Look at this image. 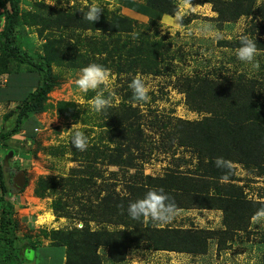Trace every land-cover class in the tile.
I'll list each match as a JSON object with an SVG mask.
<instances>
[{
  "label": "rangeland",
  "instance_id": "374dc122",
  "mask_svg": "<svg viewBox=\"0 0 264 264\" xmlns=\"http://www.w3.org/2000/svg\"><path fill=\"white\" fill-rule=\"evenodd\" d=\"M93 2L103 8L99 23L125 18L131 28L121 33L82 29L84 13ZM136 4L146 8L140 10ZM213 7L214 3L201 0H21V14L36 17L18 30L17 45L33 57L51 59L53 87L33 114L39 122L35 135L30 139L13 134L0 149L2 158L8 155L9 169L26 178V187L11 196L17 244L30 241L36 247L51 246V233L65 230L72 233L74 243L64 257L65 264H264V217L253 218L259 211L253 204H247L252 211L230 223L232 230L241 224L237 232L229 229L221 235L205 230L212 239L201 237V241L199 235L190 233L196 252L188 255L148 249L146 236L156 229L151 228L155 220H134L127 212L130 202L143 198L134 191L146 188L148 176L161 175L163 180L175 173L186 177L175 170L176 161L180 166L196 164L195 153L181 143L199 133L201 126L207 128L197 124L214 119L225 122V132L228 128V135L241 134V141L247 140L245 131L249 137L257 121L264 136V0H254L248 15L228 21H220ZM153 8L158 16L152 14ZM4 19V7H0V30ZM241 33L254 38L261 49L259 70L237 59ZM90 63L111 69L109 81L100 86L111 100L103 113L92 111L88 103L100 89L83 93L75 83L80 69ZM24 68L20 72H27ZM137 76L148 87V101L134 97L130 85ZM244 88L252 100L239 98V107L233 101ZM200 92L208 99L214 96L211 99L217 102L211 105L217 115L186 104ZM220 99L228 110L223 111ZM4 102L0 105L2 133L16 118L8 115L14 105ZM230 109H241L243 114L228 115ZM77 129L88 134L83 151L70 142ZM252 143L247 140L246 146ZM113 153L121 156L123 166L117 165ZM258 163L240 164L245 170L240 168L246 173L247 186H252L248 200L264 202V171L259 173L264 170L263 158L258 157ZM177 217L171 228L178 226ZM199 224L208 225L202 220ZM111 239L124 246L110 247ZM120 247L116 257H111L110 250ZM34 252L36 248L27 250L26 257L32 259Z\"/></svg>",
  "mask_w": 264,
  "mask_h": 264
},
{
  "label": "trees",
  "instance_id": "16d2710c",
  "mask_svg": "<svg viewBox=\"0 0 264 264\" xmlns=\"http://www.w3.org/2000/svg\"><path fill=\"white\" fill-rule=\"evenodd\" d=\"M253 1L254 0H201L202 3H214L213 10L218 13L220 21H228L229 19L233 20L239 15H248L251 11ZM20 2L21 0H0V7H4L5 15L4 26L0 32V53L2 55V59L0 58V76L4 75L7 77L9 75L11 76L18 74L20 73L21 69L26 66L28 68L26 74L29 72L36 79V83L34 85L35 88H31L29 93L28 89L25 91L27 92L25 97H23L22 100L17 101L19 103L15 105V109L12 110L16 116L15 123L9 127L8 131L6 130L3 133L1 132L0 149H4L2 145L3 140L7 137H11L13 134H22V131L25 130V135L30 139L35 135L34 130L38 126V121L33 116V114L37 112L39 106H42L46 102L48 99V92L53 87L51 81V59H47L40 55L33 57L28 51L19 48L17 45L18 41L16 39V35L19 32L18 30L24 25H31V22L35 20L36 17V15L27 12H23L21 14ZM137 5L138 4L135 5V8H139L140 10H144L146 8V5L143 6V4H140L139 7ZM151 11L153 15L158 16V11L155 10V8H153ZM84 20L85 25H82L84 27L82 29L90 28L91 30L98 29L121 33L131 28L130 21L125 18H118L119 21L117 20L114 23L107 21H102L101 23L95 21L92 23L86 19ZM95 23H97L98 26ZM87 24H90L91 26H86ZM219 42L221 44V41ZM251 88L253 89L254 87ZM249 93L250 91H248V88L240 90L235 96L237 99H234L233 102L239 104L240 107L242 101L240 102L239 98L244 100V96H246L252 100V95ZM222 94L228 97V94L224 92ZM196 95V97H189L188 101L186 102L190 109L197 111H209L210 113L217 115L216 107L211 105L213 101L217 102L212 100L214 96H210L208 99L202 92L197 93ZM220 96L221 94L216 97L219 98ZM0 101H3V96L1 95V86ZM200 102L204 104V107ZM220 102L221 99L219 100V105H221ZM221 106L223 111L229 109L228 106ZM16 109L17 111H15ZM10 114L11 112L9 115ZM237 114H243L242 110L230 109L228 115H232L234 117L240 116ZM7 116L8 115L6 114L4 118ZM256 116L258 118L259 114H256ZM238 120L241 122L242 119L238 118ZM200 124L207 125V128H205V126H201L202 130L200 129L201 131H199V133L197 132L192 138L182 139L181 145L190 147L197 156L199 163L197 168L200 172V179L206 180L202 181V184L200 185L207 190L212 189L217 195L216 198H210L207 204L208 206H213L212 208L223 210L222 222L229 230L231 229L230 223L232 220L240 216L242 217L243 215L247 214L248 211L253 210L249 209L247 204H253L257 206V210L264 209V202L246 199L245 195H242L241 189H239L241 195H235L231 194L234 192H229L230 196L234 195V199L223 197L225 193L228 195L227 193L230 188L234 189V186L230 185L229 182L230 180L234 179L233 170L231 167H228L225 164L226 160H233L234 162L246 167L250 165H259L258 157H261L264 160V136L261 134L262 127L257 121H255V124H253L252 130L249 133V137L248 132L245 131L248 142H253L251 146H246V139H241V141L238 139V137H241V134L237 135V137L234 135H228V128L227 132H225V122L222 124L221 121L214 119V121L208 120L205 123H199L197 125ZM240 124L243 125V123ZM240 128L242 131L243 126H240ZM205 139H211L212 142ZM111 156L117 159V165L123 166L120 155L113 153ZM204 160L207 161L204 162ZM1 161L2 158H0V162ZM1 168L2 164L0 163V264H65L64 257L66 253H68V250L70 251L74 248V243L71 241L72 233L69 231L55 230L53 233H51L53 237L52 241H54V244L51 246L40 245L36 247L32 245L30 241L28 242V245L27 243H23L21 245L16 243V225L12 219L13 210H15V208L12 202L4 198V195H7V191L5 185L3 184ZM263 171L264 170H260L259 173H263ZM184 178L190 179V177L187 176L178 177L175 173L167 175L163 181L148 176L147 179L149 182L148 185H146V188L135 190L134 194L137 193L139 195L140 193L144 196L149 190L162 188L164 192L168 194L170 201L175 204L176 208H180L177 206L183 205V192H187L188 189H191V192L193 190L192 188H187L179 184V180ZM222 179L228 180V182L221 183L220 180ZM192 199L193 196H190L186 200ZM214 201H218V203L214 204ZM186 202L188 203V201ZM241 228L242 227L240 223L234 225L233 227V229L237 230ZM151 232L152 235L150 237L146 236L145 245L148 249L154 251L165 250L188 254L196 252L194 248L196 245L191 241V231L170 229L166 232L160 233L157 229H154ZM224 232H226V230ZM132 242L133 241H130V244H132ZM108 243H110V247H114L115 243L124 246L116 239H111ZM33 248H36V252H34L32 259H28L26 257V252L27 250ZM120 250H122V247L113 248L110 250L109 254H111V257L115 258L116 253ZM83 261L84 260H79V262Z\"/></svg>",
  "mask_w": 264,
  "mask_h": 264
},
{
  "label": "clouds",
  "instance_id": "9594fccd",
  "mask_svg": "<svg viewBox=\"0 0 264 264\" xmlns=\"http://www.w3.org/2000/svg\"><path fill=\"white\" fill-rule=\"evenodd\" d=\"M103 10L102 6L98 3H91L88 5L87 12L84 13V18L90 22H95L99 19L100 13ZM4 26V21L2 29ZM0 30V32L2 31ZM138 35V34H133ZM260 48L257 47V43L254 38H251L245 33H241L239 36V47L236 49L237 59L245 64L251 66L252 69L259 70L260 61L257 59ZM111 74V69L97 63H90L87 66H84L80 69V76L76 79L75 83L80 89L81 92L87 93L89 90H97L96 94L88 101L91 104L92 111L96 113H103L106 111L107 107L110 105L111 100L103 94V89L100 88L101 85H106L109 81ZM5 82V78H0V86ZM35 82L31 88H35ZM131 88L133 90L134 97L137 101H148L150 99L148 95V87L146 86L144 80L137 76L131 81ZM15 107V106H14ZM12 113V112H11ZM14 113V112H13ZM78 123V122H77ZM76 124V123H75ZM6 129V128H5ZM3 131L2 126L0 128V134ZM36 132V128L34 130ZM5 132V131H4ZM20 134V133H19ZM22 134H25V130L22 131ZM71 144L73 147L83 151L87 148L89 140L88 134L84 131L77 129L72 133ZM11 151V150H10ZM5 155L0 162L2 164V180L3 184L6 187L7 195H4L5 199L11 201L12 193H17L23 190L26 187V178L22 172H12L7 164V161H4ZM232 160H226L230 162ZM17 173H22L25 178V184L23 189L16 191L12 187V179ZM1 193V185H0ZM128 215L134 220H139L143 217H150L155 221L167 223L173 219L176 213V206L170 201V197L164 190L161 189H152L145 193L143 198L136 199L129 203L127 208ZM259 217H264V209H260L256 215L253 217L257 219Z\"/></svg>",
  "mask_w": 264,
  "mask_h": 264
},
{
  "label": "crops",
  "instance_id": "0c3cea01",
  "mask_svg": "<svg viewBox=\"0 0 264 264\" xmlns=\"http://www.w3.org/2000/svg\"><path fill=\"white\" fill-rule=\"evenodd\" d=\"M1 78H5V82L2 84L1 87V95L3 96V101H0V105H2V103L4 102V100H6L5 105L8 104H13L14 106L17 105L19 102V100H22L23 97H25V95L27 94V92H25L27 89H29L34 82L36 83V79L28 72V74L25 73H18V74H14V75H9V76H0ZM28 85V87L25 88H20L21 85ZM8 100H10V102H7ZM17 111V109L15 110ZM13 115H15V113H11ZM9 115V114H8ZM39 125V122H38ZM1 126H4L3 123L1 124ZM208 140L210 142H212L211 139H205ZM191 152V151H189ZM194 158V157H193ZM196 164H187V165H183L179 163V160L176 161V164L179 165L178 169L177 167H175V170H181V172H183L184 176L190 177L189 178H184L182 180H179V184L181 186L187 187V188H192V192L191 189H188L187 192H183L184 198L182 201L183 205L177 206L180 208H176V213L174 215V217L179 216V215H183L184 217H177L178 218V226H175L174 228H171V225H173L172 219L167 222V223H162V222H152L151 221V228H153V226H155V228L158 230V232L162 233V232H166L167 230L170 229H180L181 231H191V233L196 234V235H200L202 238L207 239H212L211 236H207V232H204L205 230H217L218 232H220L221 235H223L226 230V232L228 231V228L223 224V210L222 209H218V208H212L213 206H208V201L210 200V198L213 197H217L216 193L212 190L209 189L207 190L206 188L202 187L200 184H202V181H206L205 179H200V172L197 168V165H199L198 163V159L195 160ZM207 160H204V162H206ZM225 164L228 167H231L233 170V167H238L239 169L236 171L233 170V180H230V185L234 186V189L230 188L228 191V195H225L223 197H228L229 199H234V195L230 196L229 192H234L231 194H235V195H241L239 189L242 190V195H247L245 198L248 199V193L251 192L250 190H252V186L248 187L247 183H246V173L243 171L245 170L240 164H238L237 162H234L233 160L230 162H225ZM243 169H241V168ZM184 170V171H182ZM237 172H242V174H239ZM245 176V179H243L242 176ZM157 176V178L159 180L161 179V175H155ZM163 181V180H162ZM221 183H227L228 180L222 179L220 180ZM238 187V189H237ZM249 189V190H248ZM190 191V192H189ZM169 192V191H167ZM170 193V192H169ZM190 196H193L192 200H186L187 198H189ZM251 199V198H250ZM188 201V203L186 202ZM214 204L218 203V201H214ZM220 203V202H219ZM173 217V218H174ZM202 220L203 223H208L207 226H201L199 224V221ZM158 222V224L156 225L155 223ZM157 226H163L161 228H157ZM208 226H213L215 227L214 229H209L207 228ZM154 230V229H153ZM234 232H237V229H233ZM227 238V236H226ZM165 251V250H162ZM167 252H171V251H167ZM175 253H181L184 255H188V253H182V252H175Z\"/></svg>",
  "mask_w": 264,
  "mask_h": 264
},
{
  "label": "water",
  "instance_id": "95a60500",
  "mask_svg": "<svg viewBox=\"0 0 264 264\" xmlns=\"http://www.w3.org/2000/svg\"><path fill=\"white\" fill-rule=\"evenodd\" d=\"M4 161H6V157L4 159ZM25 184V178L24 175L22 173H17L14 178L12 179V187L18 191L23 189Z\"/></svg>",
  "mask_w": 264,
  "mask_h": 264
}]
</instances>
